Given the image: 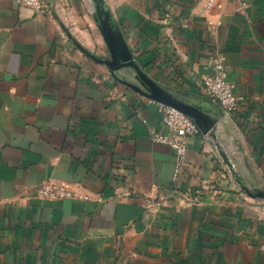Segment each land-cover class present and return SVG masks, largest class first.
Masks as SVG:
<instances>
[{
	"label": "crops",
	"instance_id": "1",
	"mask_svg": "<svg viewBox=\"0 0 264 264\" xmlns=\"http://www.w3.org/2000/svg\"><path fill=\"white\" fill-rule=\"evenodd\" d=\"M104 1L138 65L217 121L187 137L175 177V150L153 139L167 132L158 102L81 49L110 56L92 0H0V264H264L250 194L264 191V0L245 13L238 0ZM213 52L243 95L233 111L203 88ZM43 181L87 198L39 197Z\"/></svg>",
	"mask_w": 264,
	"mask_h": 264
},
{
	"label": "built area",
	"instance_id": "2",
	"mask_svg": "<svg viewBox=\"0 0 264 264\" xmlns=\"http://www.w3.org/2000/svg\"><path fill=\"white\" fill-rule=\"evenodd\" d=\"M17 4L25 5L34 10L43 8V0H14ZM217 7L222 6L223 0H212ZM247 0H238L236 11L245 13ZM219 23V22H218ZM212 24V22H208ZM210 70L203 74L202 83L206 93L216 100L226 111H233L243 98L229 78V73L223 57L218 52L210 56ZM158 109L162 116L163 125L167 132L153 134V139L170 145L175 150V177L186 163L187 137L198 132L196 124L181 110L158 102ZM37 195L47 199L87 198L68 183L43 181L36 187ZM169 197L148 199L146 207L153 212L168 203ZM258 213L264 218V199L257 201Z\"/></svg>",
	"mask_w": 264,
	"mask_h": 264
},
{
	"label": "water",
	"instance_id": "3",
	"mask_svg": "<svg viewBox=\"0 0 264 264\" xmlns=\"http://www.w3.org/2000/svg\"><path fill=\"white\" fill-rule=\"evenodd\" d=\"M92 2L95 20L106 42L110 56L107 59H101L80 46L81 49L94 59L105 63L113 77L141 95L181 110L196 124L198 131L206 133L211 130L217 118L209 113L208 109L202 104L191 101L179 91L165 86L150 77L136 62L105 1L92 0ZM121 70H124L125 74L120 76L119 72ZM250 194L264 199V191L250 192Z\"/></svg>",
	"mask_w": 264,
	"mask_h": 264
},
{
	"label": "bare ground",
	"instance_id": "4",
	"mask_svg": "<svg viewBox=\"0 0 264 264\" xmlns=\"http://www.w3.org/2000/svg\"><path fill=\"white\" fill-rule=\"evenodd\" d=\"M187 98L190 99L191 101H193L190 97L187 96ZM193 102H195V101H193ZM203 106H204V105H203Z\"/></svg>",
	"mask_w": 264,
	"mask_h": 264
}]
</instances>
